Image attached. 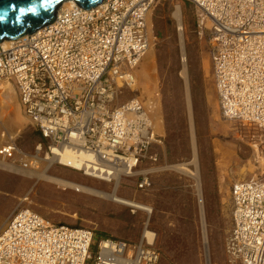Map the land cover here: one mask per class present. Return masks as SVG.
<instances>
[{"label":"built area","instance_id":"2783aa9c","mask_svg":"<svg viewBox=\"0 0 264 264\" xmlns=\"http://www.w3.org/2000/svg\"><path fill=\"white\" fill-rule=\"evenodd\" d=\"M157 1L102 0L89 9L74 3L61 8L53 23L8 46L0 43V86L15 84L25 115L42 135L37 157L69 148L115 167L110 178L121 169L130 174L141 160H157L151 149L161 140L140 98L115 103L135 81V68L151 46L147 13ZM188 1L197 9L198 31L207 34L214 61L244 62L240 51L250 37L261 39L264 53V0ZM207 21L213 22L210 33L204 32ZM0 158L22 164L26 157L15 142H7ZM253 180L232 186L234 225L227 250L241 264H264V176ZM151 184L150 175L138 176V189ZM15 213L0 234V264H157L160 259L146 239L96 238L91 229L52 223L27 208Z\"/></svg>","mask_w":264,"mask_h":264},{"label":"rangeland","instance_id":"374dc122","mask_svg":"<svg viewBox=\"0 0 264 264\" xmlns=\"http://www.w3.org/2000/svg\"><path fill=\"white\" fill-rule=\"evenodd\" d=\"M177 4L185 25L183 41L174 14ZM196 13V7L187 0H158L150 8V49L135 68V82L118 98L122 103L139 97L161 140L151 149L157 160H144L131 176L121 180L117 190L118 195L150 206V214L30 176L28 172L45 171L54 178L69 179L91 189H113L78 170L51 163L44 159L45 154L37 157L36 145L43 138L25 119L12 86L0 94V147L9 143L10 135L16 150L26 158L22 164L2 158L0 162L26 171L0 167V231L20 208L32 209L52 223L87 227L96 238L111 236L131 243L138 242L148 221L160 252L157 264H240L226 248L233 228L232 186L237 181L264 176V128L222 117L207 34H199ZM208 25L204 27L206 33ZM183 54L188 65V87L179 74ZM194 142L198 178L171 167L192 161ZM142 171H148L151 177L148 189L137 188Z\"/></svg>","mask_w":264,"mask_h":264},{"label":"bare ground","instance_id":"6f19581e","mask_svg":"<svg viewBox=\"0 0 264 264\" xmlns=\"http://www.w3.org/2000/svg\"><path fill=\"white\" fill-rule=\"evenodd\" d=\"M74 3L75 2L73 0L64 1L62 4H60V6L61 5L62 6L58 7V9H57L58 11H56V15H57V13L60 12L59 10L61 8H64V9L68 8L71 5H73ZM101 3H102V1L99 4H101ZM99 4H97V5H99ZM174 14H175V17L179 21L178 30L180 32V37L183 41V35L182 34L184 33L183 32V26H185V25H183V22L180 19L181 18V8L178 4L176 5V10H175ZM219 23H221V22H219ZM207 24H209L207 33H210V29H211L213 22L208 21ZM260 41H261V39L256 40V39H253L252 37H250L246 41L247 47L242 48L240 51L242 54H244V55H241V57H243L244 62L241 60H238L236 58L229 59V61L232 62L234 65L229 63L225 58H219V59L214 61L212 55H211V60H212L213 79H214V84H215V88H216L217 96H218V103H219L218 105H219V109H220L222 117H225L227 119H232V120H242V121H246V122H250V123H254V124H259L264 128V102H263V100H264V53L260 50V46H259ZM9 42H10V40H4L1 43H2V45L8 46L10 44ZM255 43H257L256 46H254ZM213 44H214V42L212 41L211 45H213ZM209 45H210V43H209V39H208V46ZM209 49H210V46H209ZM182 52H183V50H182ZM213 52L216 53L217 50L213 49ZM259 52L262 54V56H260V57L257 56V53H259ZM210 54H211V52H210ZM261 57H262V59H261ZM182 60H183V61H181L182 66L180 68L179 74H180V76H182L184 78L186 85L188 87V75H187L188 65H187V60H186L185 54H183ZM242 70H243L244 74H239ZM219 72H221V73H219ZM133 82H135V81L133 80L132 82H130L129 85L131 86L133 84ZM12 86L15 88V90L18 93V98L20 101V105L22 107L19 91L13 82L4 81L0 86V94L2 92H5L8 88H10ZM121 92L122 91H120L118 93L116 100H115V103L117 105H121V104L126 102V101L122 102V103L119 102L118 98H119V95ZM231 94H234V98H232ZM138 100L140 102L142 101L141 99H138ZM187 100H188V104L190 105L189 91H187ZM142 103L143 102H141V104ZM142 105H144V104H142ZM146 112H148V111L146 110ZM23 113H24V111H23ZM24 115H25V113H24ZM24 117H25V119L27 118L29 121H31V119L29 117H27L26 115ZM149 119H150L152 125L155 127V122H154L153 118L151 117V115L149 116ZM8 138H9V144L14 142V140L12 139V137L10 135L8 136ZM192 138L194 139L193 128H192ZM194 141H195V139H194ZM193 146L195 147V142H194ZM16 149H17V146H16ZM193 151H194V153H193L192 161H190L188 163H186V162L185 163H179V164L173 165L171 167L182 172V173H186L188 175H192L195 178H198L199 174H198V170H197L196 147L194 148ZM54 152H55V154L52 157H50V158L46 157L44 159L50 160L51 163L57 162L59 164H62V166L64 165V166L70 167L72 169L78 170V171L82 172L88 178L107 183L113 189L109 192L104 191V190L94 189L93 187H92L93 189H91V187H89L88 185H82V184L80 185L79 183H75V181H72L69 179L54 178L49 173H46L45 171H42L40 173L27 171L28 174L30 176H35V177H38L40 179L52 180V181L58 182L60 184L75 188V189L91 192V193L97 194L99 196H102L105 199H109L113 202L126 204V205H130V206H135L137 208H140L141 210H144L147 214H150V212L152 211V208L150 206L146 205L145 203H143L141 201H138V200L132 199V198H127V197H124V196L117 194V190H118V187H119L121 180L124 177L131 176L134 173L136 166L138 165L137 167H139L141 165L140 163H142L144 160L143 161L141 160L142 162L140 161V163L138 162L136 165H134V170H132L130 174H123L122 169H121L113 177L110 178V169L111 168L115 169V167L112 166L109 169V167L106 165H98L93 160H91L92 159L91 155H88L85 153L77 154V153L73 152L72 150H70L69 148L57 149ZM153 157L156 160V156H153ZM191 164L194 165V168H192L190 166ZM0 167L11 168V169H15V170H22L23 172L26 171L25 169H22L20 166L17 167L15 165H12L10 163H5V162H2V163L0 162ZM142 174L149 175L148 171H142L141 175ZM248 181H252V180H248ZM253 181H255V180H253ZM251 183L252 182H250L249 184H251ZM241 189L243 191H245L243 188H241ZM248 192H251V191L247 190L244 193L246 194ZM249 199L255 200V196L249 195ZM232 200H233V197H232ZM20 209H23V208H20ZM20 209H18V210H20ZM27 209H29V208H27ZM30 210H32V209H30ZM32 211L37 213L41 217H43L38 212H36L34 210H32ZM233 211H234V204H233ZM15 212L13 215L16 214ZM13 215L11 216V218L14 217ZM147 219H148V217H147ZM8 221H7V223H8ZM144 223H145V225H144L142 234H141L138 242L139 241L141 242L143 239H146L147 242L155 245L156 233H155V231H153L149 228V222L148 221H146ZM6 224L4 225L2 230L0 231V234L5 229ZM233 225H234V212H233ZM81 228L89 229L87 227H82V226H81ZM122 240H124V239H122ZM234 260L237 261V259H234ZM240 264H241V262H240Z\"/></svg>","mask_w":264,"mask_h":264},{"label":"water","instance_id":"95a60500","mask_svg":"<svg viewBox=\"0 0 264 264\" xmlns=\"http://www.w3.org/2000/svg\"><path fill=\"white\" fill-rule=\"evenodd\" d=\"M68 0H0V10L9 9L15 5L17 11H12L7 17V22H0V43L4 40H17L31 34L39 28L49 25L56 18V11L60 4ZM76 4L89 9L102 0H73ZM24 9L28 14L23 17V25L18 26L15 18L18 10ZM34 9V11H30ZM209 255V253H208Z\"/></svg>","mask_w":264,"mask_h":264},{"label":"clouds","instance_id":"9594fccd","mask_svg":"<svg viewBox=\"0 0 264 264\" xmlns=\"http://www.w3.org/2000/svg\"><path fill=\"white\" fill-rule=\"evenodd\" d=\"M23 10V11H22ZM12 11H17L16 9V6L15 5H12L10 6L9 9H3V10H0V22H7V17L9 15H11V12ZM28 14V12L24 9H20L18 10V15L17 17L15 18V23L18 25V26H22L23 25V17L24 15Z\"/></svg>","mask_w":264,"mask_h":264},{"label":"snow or ice","instance_id":"6c2138e0","mask_svg":"<svg viewBox=\"0 0 264 264\" xmlns=\"http://www.w3.org/2000/svg\"><path fill=\"white\" fill-rule=\"evenodd\" d=\"M23 11V10H22ZM30 11H34V9H30Z\"/></svg>","mask_w":264,"mask_h":264}]
</instances>
